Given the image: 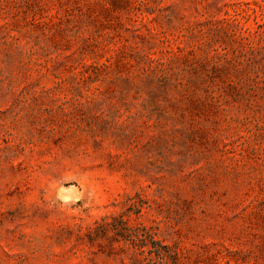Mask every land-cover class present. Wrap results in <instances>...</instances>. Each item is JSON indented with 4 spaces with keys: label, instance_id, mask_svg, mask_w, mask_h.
<instances>
[{
    "label": "rangeland",
    "instance_id": "374dc122",
    "mask_svg": "<svg viewBox=\"0 0 264 264\" xmlns=\"http://www.w3.org/2000/svg\"><path fill=\"white\" fill-rule=\"evenodd\" d=\"M0 264H264V0H0Z\"/></svg>",
    "mask_w": 264,
    "mask_h": 264
}]
</instances>
